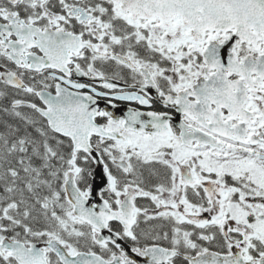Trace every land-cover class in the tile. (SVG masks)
<instances>
[{"label":"snow or ice","instance_id":"obj_1","mask_svg":"<svg viewBox=\"0 0 264 264\" xmlns=\"http://www.w3.org/2000/svg\"><path fill=\"white\" fill-rule=\"evenodd\" d=\"M0 264H264V0H0Z\"/></svg>","mask_w":264,"mask_h":264}]
</instances>
